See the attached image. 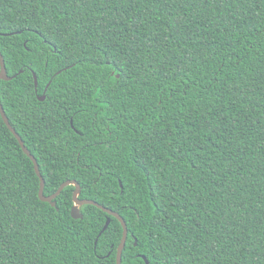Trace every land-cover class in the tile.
<instances>
[{"label":"trees","instance_id":"obj_1","mask_svg":"<svg viewBox=\"0 0 264 264\" xmlns=\"http://www.w3.org/2000/svg\"><path fill=\"white\" fill-rule=\"evenodd\" d=\"M0 53L44 196L117 213L121 264H264V0H0ZM74 189L0 116V264H116Z\"/></svg>","mask_w":264,"mask_h":264},{"label":"water","instance_id":"obj_2","mask_svg":"<svg viewBox=\"0 0 264 264\" xmlns=\"http://www.w3.org/2000/svg\"><path fill=\"white\" fill-rule=\"evenodd\" d=\"M34 77V83L35 86L37 85V80L35 75L33 74ZM11 78H9L6 74V69H5V64H4V60L3 57L0 53V81H10ZM39 100L43 101L44 100V96L40 97ZM0 116L2 118V121L4 122L5 126L9 129V131L12 133V135L15 137V139L18 141L23 153L30 159V161L33 163V167H34V171L35 174L37 175L38 179H39V191H38V197L39 200L43 203H48L51 205V207H55V202L54 200L61 194V192L63 191V189H65V187L67 186H73L75 189L73 191L72 194V201H73V206L71 208V217L74 220H81L83 218L80 209L81 207L85 206V205H91L94 206L98 209H100L101 211H103L104 213H106L107 215L117 219L119 221V223L122 226V238L121 241L117 247V251H116V264H121V259H122V252L123 249L125 247L126 244V240H127V227L126 224L124 222V220L115 212L110 211L102 206H100L99 204L90 201V200H80L79 196H80V186L78 185V183H76L75 181H67L65 183H63L58 189L57 191L51 195V196H44V179L41 176L40 172H39V168L37 165V162L35 160V158L30 154V152L25 148V146L23 145V142L21 140V138L17 135V133L14 131V129L10 126L8 119L5 115V112L0 104ZM121 187V184H120ZM110 220L107 219L101 233H103L109 226ZM136 245V243H135ZM145 264H148L147 261H145Z\"/></svg>","mask_w":264,"mask_h":264}]
</instances>
